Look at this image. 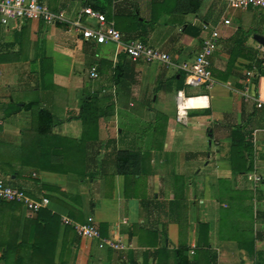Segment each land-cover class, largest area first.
<instances>
[{
  "label": "crops",
  "instance_id": "1",
  "mask_svg": "<svg viewBox=\"0 0 264 264\" xmlns=\"http://www.w3.org/2000/svg\"><path fill=\"white\" fill-rule=\"evenodd\" d=\"M40 2L64 20L0 25V169L12 186L50 199L38 213L0 203V242L14 244L12 260L176 264L183 246L189 264H264V46L255 38L264 36V9L226 0ZM86 6L124 41L141 39L175 65L85 39L73 22ZM213 30L216 83L188 85L181 66ZM121 150L133 154L128 174L117 170ZM64 216L92 219L122 247L81 237Z\"/></svg>",
  "mask_w": 264,
  "mask_h": 264
},
{
  "label": "built area",
  "instance_id": "2",
  "mask_svg": "<svg viewBox=\"0 0 264 264\" xmlns=\"http://www.w3.org/2000/svg\"><path fill=\"white\" fill-rule=\"evenodd\" d=\"M232 7L247 8L248 6H257L264 9V0H226ZM92 17L96 20L95 26L85 24L86 17ZM37 19L50 23L64 20L63 13H53L47 5L40 0H0V25H8L12 20ZM76 30L80 31L83 37L87 40H93L97 43L115 42L121 46L126 55L134 60H145L148 63H163L167 66H174V62L167 52L158 48L147 45L141 39L123 40V35L113 23H110L104 13L96 11L90 6L81 9L76 21L73 22ZM219 32L211 31L210 35L204 37L200 51L194 57L190 64H183L181 68L186 76V83L191 86H205L212 89L216 83L213 77L211 57L217 48ZM264 58V55L261 56ZM1 72V66H0ZM248 76H255L254 70L247 72ZM91 77L98 78L99 72L97 67L91 69ZM248 97L250 95L246 94ZM178 114L179 121L187 116V108L182 103L185 97L182 92L178 96ZM258 106H262V102H258ZM249 180L258 183L261 179L256 174H250ZM0 200L6 202H15L25 206L28 210L38 213L42 208L48 206L50 199L41 197L35 199L31 197L25 190L12 186L6 180L2 170L0 169ZM63 223L71 225L76 232L84 238L96 239L99 241V246L103 248L119 249L122 247L121 241H115L101 236L99 228L95 225L92 219L84 223H79L71 218L64 216Z\"/></svg>",
  "mask_w": 264,
  "mask_h": 264
},
{
  "label": "trees",
  "instance_id": "3",
  "mask_svg": "<svg viewBox=\"0 0 264 264\" xmlns=\"http://www.w3.org/2000/svg\"><path fill=\"white\" fill-rule=\"evenodd\" d=\"M42 114H48V112L44 111ZM118 159H117V170L122 174L130 173L132 163L130 162L131 159L134 160L133 154L129 151L121 150L118 152ZM1 204H7L10 206L18 205L19 203L15 202H6L0 200ZM6 246V247H4ZM188 251L187 248L181 246L175 251V258L176 264H189L188 261ZM15 254L14 244L7 240L5 243L0 242V263L3 262L4 264H17L15 261L12 260V256Z\"/></svg>",
  "mask_w": 264,
  "mask_h": 264
},
{
  "label": "water",
  "instance_id": "4",
  "mask_svg": "<svg viewBox=\"0 0 264 264\" xmlns=\"http://www.w3.org/2000/svg\"><path fill=\"white\" fill-rule=\"evenodd\" d=\"M256 40L264 46V36L263 35H256Z\"/></svg>",
  "mask_w": 264,
  "mask_h": 264
},
{
  "label": "rangeland",
  "instance_id": "5",
  "mask_svg": "<svg viewBox=\"0 0 264 264\" xmlns=\"http://www.w3.org/2000/svg\"><path fill=\"white\" fill-rule=\"evenodd\" d=\"M227 2V1H226Z\"/></svg>",
  "mask_w": 264,
  "mask_h": 264
}]
</instances>
